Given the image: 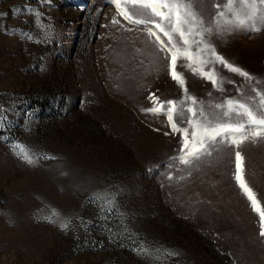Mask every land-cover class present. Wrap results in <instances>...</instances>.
Listing matches in <instances>:
<instances>
[{
    "label": "rangeland",
    "instance_id": "obj_1",
    "mask_svg": "<svg viewBox=\"0 0 264 264\" xmlns=\"http://www.w3.org/2000/svg\"><path fill=\"white\" fill-rule=\"evenodd\" d=\"M193 6L207 26L213 0ZM250 23L260 30H213L205 40L251 81L209 64L223 81L214 87L176 60L205 111L239 98L237 87L245 97L264 92V23ZM170 59L110 0H0V264H264L260 216L235 179L239 152L264 210V136L215 143L189 164L172 160L180 134L143 111L150 94L183 97ZM16 143L36 153L34 163Z\"/></svg>",
    "mask_w": 264,
    "mask_h": 264
},
{
    "label": "snow or ice",
    "instance_id": "obj_2",
    "mask_svg": "<svg viewBox=\"0 0 264 264\" xmlns=\"http://www.w3.org/2000/svg\"><path fill=\"white\" fill-rule=\"evenodd\" d=\"M110 2L128 23L143 24L147 35L155 38L158 50L171 58L169 74L183 89V97L179 101H160L154 93L150 94L148 98L152 101L153 107L143 111L154 115L163 114L167 118L171 131L180 134L179 155L172 157V160L189 164L193 159H198L201 154L208 153L209 148L215 143L226 141L232 145H238L249 137L264 136V92L252 88L255 96L245 97L237 87L239 98L226 99L218 104L209 103L208 111H205L203 102H198L194 96L188 94L182 74L175 71L176 60L184 59L188 61L186 67L194 74L211 81L214 87H219L223 81L217 80L215 69L205 71L206 65L219 63L227 70L251 81L253 77L249 73L230 64L216 53L212 44L205 40V34L211 36L213 30L221 33L241 26L248 27L250 31H259L256 24L250 22L264 23V0H213L215 12L207 26H205L202 12L193 6L195 0H179V2L173 0L172 3L159 2V0H123V3L122 0H110ZM129 6L131 11L128 10ZM29 11L37 16L40 15L35 10ZM141 16L147 19L138 18ZM112 22L119 23L115 18ZM156 29L163 33L167 42L157 35ZM193 46H195L194 53ZM185 114H187L186 120ZM175 117L180 118V124L187 126H178ZM3 119L6 117L0 116V122ZM189 129H191V135H189ZM12 147L16 154L27 163L35 162L36 153L29 146L16 143ZM236 160L235 179L250 201L252 209L259 214L260 235L264 236V210L261 209L255 194L242 179L239 152L236 153ZM53 215L57 213L54 212ZM61 227L66 228L67 224H61ZM134 250L142 255H154L152 250L144 245ZM156 252L171 255L166 249H157Z\"/></svg>",
    "mask_w": 264,
    "mask_h": 264
},
{
    "label": "trees",
    "instance_id": "obj_3",
    "mask_svg": "<svg viewBox=\"0 0 264 264\" xmlns=\"http://www.w3.org/2000/svg\"><path fill=\"white\" fill-rule=\"evenodd\" d=\"M160 34V33H159ZM162 40H165V39H163V37H162ZM226 264V263H225Z\"/></svg>",
    "mask_w": 264,
    "mask_h": 264
}]
</instances>
